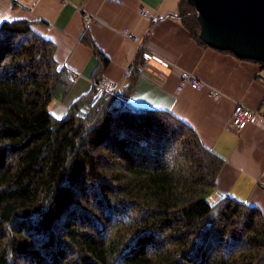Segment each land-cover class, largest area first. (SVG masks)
<instances>
[{
  "label": "trees",
  "instance_id": "16d2710c",
  "mask_svg": "<svg viewBox=\"0 0 264 264\" xmlns=\"http://www.w3.org/2000/svg\"><path fill=\"white\" fill-rule=\"evenodd\" d=\"M178 17L206 45L186 0ZM52 52L27 19L0 23V264H264L260 210L210 200L223 159L129 103L141 62L127 90L96 82L58 118L73 80Z\"/></svg>",
  "mask_w": 264,
  "mask_h": 264
},
{
  "label": "crops",
  "instance_id": "0c3cea01",
  "mask_svg": "<svg viewBox=\"0 0 264 264\" xmlns=\"http://www.w3.org/2000/svg\"><path fill=\"white\" fill-rule=\"evenodd\" d=\"M122 1L0 0V23L27 19L52 43L58 65L67 69L73 84L64 99L49 104L54 117H62L102 79L127 90L130 72L144 61L135 71L129 103L171 113L223 159L212 202L228 195L264 216V129L253 123L228 126L238 103L264 109V65L198 43L178 17L180 0ZM142 8L148 16L141 14ZM85 13L91 17L88 23ZM183 71L218 89L219 96L190 85L178 89Z\"/></svg>",
  "mask_w": 264,
  "mask_h": 264
},
{
  "label": "water",
  "instance_id": "95a60500",
  "mask_svg": "<svg viewBox=\"0 0 264 264\" xmlns=\"http://www.w3.org/2000/svg\"><path fill=\"white\" fill-rule=\"evenodd\" d=\"M195 10L199 38L240 59L264 62V0H186Z\"/></svg>",
  "mask_w": 264,
  "mask_h": 264
},
{
  "label": "built area",
  "instance_id": "2783aa9c",
  "mask_svg": "<svg viewBox=\"0 0 264 264\" xmlns=\"http://www.w3.org/2000/svg\"><path fill=\"white\" fill-rule=\"evenodd\" d=\"M109 2H113L116 4H122V0H107ZM141 14L144 16H148V11L144 8L140 10ZM83 19L86 23L91 21V17L89 14L85 13L82 15ZM144 62V61H143ZM141 63V67L145 66V62ZM185 85H190L196 90L203 91L210 95L211 97L217 98L219 96V90L215 87L209 85L205 81H202L196 77H194L191 73L183 71L181 73V80L178 85V89H181ZM97 87L101 90L111 91L115 94H120L122 91L116 88V85L112 81L101 80L98 82ZM253 123L254 125L260 126L264 129V109L263 110H256L249 108L241 103L236 104L230 114L228 120V126L233 129H239L244 127L246 124Z\"/></svg>",
  "mask_w": 264,
  "mask_h": 264
},
{
  "label": "rangeland",
  "instance_id": "374dc122",
  "mask_svg": "<svg viewBox=\"0 0 264 264\" xmlns=\"http://www.w3.org/2000/svg\"><path fill=\"white\" fill-rule=\"evenodd\" d=\"M99 90H100V91H107V90H101L100 88H99Z\"/></svg>",
  "mask_w": 264,
  "mask_h": 264
}]
</instances>
